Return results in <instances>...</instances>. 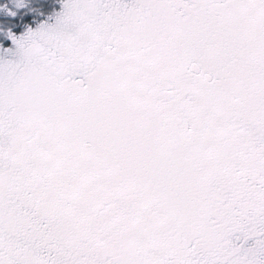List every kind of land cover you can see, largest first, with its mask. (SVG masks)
Wrapping results in <instances>:
<instances>
[{
  "label": "snow or ice",
  "instance_id": "6c2138e0",
  "mask_svg": "<svg viewBox=\"0 0 264 264\" xmlns=\"http://www.w3.org/2000/svg\"><path fill=\"white\" fill-rule=\"evenodd\" d=\"M0 264H264V0H0Z\"/></svg>",
  "mask_w": 264,
  "mask_h": 264
}]
</instances>
